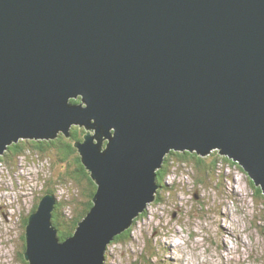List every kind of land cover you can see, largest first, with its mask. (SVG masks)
<instances>
[{
    "label": "water",
    "instance_id": "water-1",
    "mask_svg": "<svg viewBox=\"0 0 264 264\" xmlns=\"http://www.w3.org/2000/svg\"><path fill=\"white\" fill-rule=\"evenodd\" d=\"M73 126L93 204L61 239L42 195L27 264H104L171 150L217 147L264 194V0H0V155Z\"/></svg>",
    "mask_w": 264,
    "mask_h": 264
},
{
    "label": "rangeland",
    "instance_id": "rangeland-1",
    "mask_svg": "<svg viewBox=\"0 0 264 264\" xmlns=\"http://www.w3.org/2000/svg\"><path fill=\"white\" fill-rule=\"evenodd\" d=\"M219 150L198 154L205 160L198 169L169 157L158 197L155 192L128 232L107 244L104 264H264V194ZM6 154L0 160V264H24L22 216L46 188L63 205L72 198L69 203H77L80 194L65 174L69 161H60L54 147Z\"/></svg>",
    "mask_w": 264,
    "mask_h": 264
},
{
    "label": "trees",
    "instance_id": "trees-1",
    "mask_svg": "<svg viewBox=\"0 0 264 264\" xmlns=\"http://www.w3.org/2000/svg\"><path fill=\"white\" fill-rule=\"evenodd\" d=\"M73 101H79V98L73 99ZM84 134V130L78 126H73L71 130V138L64 136L63 134H59L57 137L51 140H18L16 143H13L8 146L6 152L3 155H0V160L3 159V156L6 154L7 156L10 155H16V154H22L25 152L26 149H32V150H37L40 152H44L48 150L51 147H54L55 150L58 152L59 159L62 162H68L69 164L66 167L65 174L67 176V179L70 180L72 185L78 189V192L80 194V199L77 203L75 202H70L73 201L76 198H72L68 202H66L64 205L58 200L56 203V206L53 210L52 213V221L53 224L56 226L58 229V235L61 239L66 238L67 236H71L78 224V222L85 216L87 211L90 209L92 206V199L96 191V185L94 181L91 179L90 173L88 170L84 167L80 160V155L74 146V142L78 139H82V136ZM213 153V152H212ZM218 153V152H217ZM165 162L163 163L162 167L159 168L156 171L157 174V183L159 184V187L161 188L162 185V180L165 177V174L167 175L166 170H162V168L166 167V160H168L169 157L175 156L176 159L182 160V161H187V162H192L193 167L198 169L199 165H202L205 163L204 157L198 155L195 152H178L175 150H171L167 155H166ZM224 155L222 158L225 161H229ZM218 157L213 158L212 164L213 166L217 164V159ZM229 158V157H228ZM231 159V158H229ZM202 173L204 172V175H207V171H201ZM257 190H261L260 187H256ZM162 189V188H161ZM50 192L53 193L54 190L52 188H46L44 193ZM159 191H156V195L158 196ZM37 207V203L32 205L30 208V211L35 210ZM67 209L69 211L68 214H63L62 210ZM27 214L22 216L21 222L24 224L23 226L26 225L27 222ZM124 232H128V229H126ZM115 239H120L118 238V235L115 237ZM24 240V236H23ZM24 242V241H23ZM25 250V247H24ZM24 264H27L25 260H23Z\"/></svg>",
    "mask_w": 264,
    "mask_h": 264
},
{
    "label": "bare ground",
    "instance_id": "bare-ground-1",
    "mask_svg": "<svg viewBox=\"0 0 264 264\" xmlns=\"http://www.w3.org/2000/svg\"><path fill=\"white\" fill-rule=\"evenodd\" d=\"M217 148V147H216ZM17 185V184H16ZM155 197V196H154ZM158 197V196H157ZM7 201V200H6ZM10 202V201H9ZM12 203V202H11ZM225 204H226V201L224 202ZM5 206V205H4ZM76 230V229H75ZM223 230H224V228H223ZM170 239V238H169ZM230 248L229 247H227L226 246V248H224V251L227 253L228 252V250H229Z\"/></svg>",
    "mask_w": 264,
    "mask_h": 264
}]
</instances>
